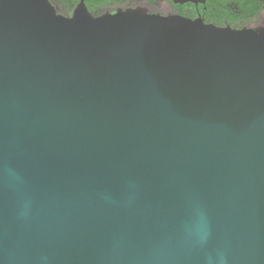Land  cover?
I'll list each match as a JSON object with an SVG mask.
<instances>
[{
    "label": "water",
    "instance_id": "water-1",
    "mask_svg": "<svg viewBox=\"0 0 264 264\" xmlns=\"http://www.w3.org/2000/svg\"><path fill=\"white\" fill-rule=\"evenodd\" d=\"M0 264H264V28L0 0Z\"/></svg>",
    "mask_w": 264,
    "mask_h": 264
},
{
    "label": "flooded vegetation",
    "instance_id": "flooded-vegetation-1",
    "mask_svg": "<svg viewBox=\"0 0 264 264\" xmlns=\"http://www.w3.org/2000/svg\"><path fill=\"white\" fill-rule=\"evenodd\" d=\"M55 10L72 17L86 10L94 17L144 11L162 17H183L234 30L264 28V0H48Z\"/></svg>",
    "mask_w": 264,
    "mask_h": 264
}]
</instances>
